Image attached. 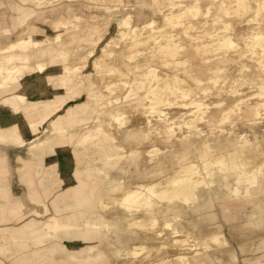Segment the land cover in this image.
I'll list each match as a JSON object with an SVG mask.
<instances>
[{"label": "bare ground", "instance_id": "1", "mask_svg": "<svg viewBox=\"0 0 264 264\" xmlns=\"http://www.w3.org/2000/svg\"><path fill=\"white\" fill-rule=\"evenodd\" d=\"M33 1L36 5L44 2V0ZM92 1L99 2L97 0ZM137 2L142 6L147 1L137 0ZM149 2L155 9L160 11L162 14L161 20L164 24H168L172 28L177 26L183 28L186 34L184 35L185 42H180L173 34L165 32L162 29L163 25L157 24L156 19L153 17H149L140 23H131L129 21L130 15H127L118 21V14L112 13L113 9H110L109 6L99 7L109 14L112 13L108 24L113 25L118 22L124 25L119 27L118 38L115 41L116 45L114 44L111 46L112 48L101 50L100 57L103 60L112 59L110 63L107 62V71L116 72L119 77L126 76L127 71L133 67L130 71L137 72L138 67L141 65L139 64L140 60L134 59L135 51L138 50V46L148 42L153 44V47L157 50V55L162 58L160 61L164 66L168 65L167 67H169L171 65L174 67L171 71L172 74H164L163 77H159L155 68L152 67V63L145 62L146 69L136 73L142 75V77L137 82L133 81L132 83H130L131 79L126 77L123 81L113 85L111 81H105L103 77H98L100 81L102 80V85L106 90H109L110 87H117L128 91L124 98H128L127 102L129 103L122 104L124 108H129L131 113H133L128 120L124 118L123 111L104 108L110 97L104 99L103 90L99 91L98 86L92 84L85 72H82V77L79 81L75 80L72 73L64 74L69 68L65 62L67 58L66 49H64L66 39L77 40L78 42L88 41L92 35L90 30L97 27L94 22H91L87 24L90 28L87 33L83 34V30L81 33L74 32L73 27L79 25L76 23L79 15L69 9V18L60 13L50 21V34L45 33L43 28L37 23H27L25 28L16 36V39L9 41L4 47L5 53L1 57L2 60H0V126L2 123H8L10 128L2 129L0 127V141L21 147L25 144L22 139V131L28 128L34 137H38L41 134V138L36 144L44 147L45 142H47V135H43L44 133L42 132L43 122L50 117L52 129L57 133L56 143H63L66 139H69V143L76 141L85 144L86 141L94 139L93 142L100 140L99 144L105 150L106 143L116 136L136 140L138 143L149 142L151 144L144 149L143 153L146 152L151 157L147 158L148 164H144L141 169H137L136 166L137 178L154 177L164 170L162 168L164 158L171 156L176 162L179 157L183 159L189 153L198 157L199 163H201L205 171H208L209 166L212 164L209 157L213 153H220L216 157L218 169L222 168L220 163L223 164L229 160L230 166L237 170V174L241 177L244 176L243 180L246 181L244 189L246 199H258L259 205L264 209V161L257 167L246 169L242 166L243 160H241V155L247 151L249 155L246 157H249L248 161H252V158L256 155L254 141L248 138H237L227 129L222 130L219 134L211 133L202 137L201 132L196 129V122L192 120L184 122L188 125L187 133L178 134L175 129L176 127H181L182 124H176L177 122L170 120L172 118L171 115H168V112H164V108L161 107L164 104L171 105L169 97L164 94V91H169L174 95L175 104L180 107L193 109L195 113L198 112V118H205L204 121L208 125L219 126L226 118L230 117L232 110L237 107L240 109L241 104L245 105L240 112L242 116H247L250 125L258 123L257 118L264 117V43H262L264 42V0H209L204 2L203 9L201 7L202 0H194L193 3L180 4L179 9H171L169 11L164 8L163 0H150ZM12 8L15 14L11 21H6L5 19L1 21L0 19V34H12L18 26H23L28 18L33 16L44 21L48 18L46 10H40L22 2L15 1L12 4ZM231 8L235 12L232 19L227 15L230 14ZM54 9L52 8L51 11ZM213 11L218 15V20L222 22L220 24L212 23L213 28L209 29L207 28V16ZM248 11H252L253 17H250L253 19L248 17ZM193 19L196 20L194 21ZM251 20H255L254 23H251ZM69 22L72 23V26H69ZM238 24H241L242 34L240 36L244 41L247 40L245 41L246 46H248V43L252 45L260 44L261 51H253V46H248L246 49L238 47V42H235L231 32L234 28L239 27ZM61 26H63V29H60ZM200 26H203L202 31L204 33H189L188 29L192 27L195 29ZM147 29H150V32L143 36L144 31ZM36 31L38 34H36ZM64 33L65 37H62ZM207 35L210 37L209 40H206ZM203 36L204 39L202 38ZM215 39L217 41L213 42ZM217 43L219 47L225 49L216 50L218 45H214ZM249 48L251 51L246 54ZM246 55L251 60H244ZM43 57L49 59L46 60L47 63L44 60H38ZM88 61H92L95 65H100L96 60ZM182 63L187 64L183 70L179 71L177 64ZM57 64L60 68L58 72L54 68ZM121 65L124 66V69H122ZM228 66L231 69L234 66H239L240 71L245 70L247 72L251 68L253 70L261 69L258 74L259 81L257 82L256 92L250 97L254 98L253 101L249 100L247 102L248 98L235 97L234 94L238 91V83L229 84L226 82V75L222 77L220 74ZM146 78L151 81L148 82L144 91H141L146 85L144 81ZM86 79L89 80L87 88L95 98L94 100L91 99V101H95L96 105L100 104L96 110L87 101L82 103L65 102L66 96L64 95L66 93L59 92L60 90L64 91V89L65 91L69 90V92L76 89L80 92L83 83L85 85ZM43 81L46 85H52L51 89L52 93L55 94L56 101L40 100L35 97L27 99L28 93L33 94L36 91L43 93ZM218 82L219 84L220 82L222 83L220 85L225 83L223 86L225 90H221L222 86H219ZM134 87L137 89L136 94L130 93ZM211 90H215L216 94L224 91L225 94L223 93V95L233 96V98H229L231 99L230 103L221 107L223 104L220 101L209 105L200 95H197L199 91L207 94ZM132 94L134 96L130 97ZM114 98L117 99V96ZM90 107L95 112L105 113L106 116L102 118L103 121L108 117V119H112L114 124H107L108 128L98 133L91 131L88 121L95 112ZM207 111L208 113L206 114ZM137 114L140 115V120L137 118ZM94 115L95 118H98L97 114ZM217 116L218 118L215 119ZM216 121L220 123L215 124ZM65 123L69 124V129L64 128ZM156 142H161L163 145L158 147ZM33 145L35 146V143H30L29 147ZM1 151L2 149L0 148ZM129 151V158L133 162L137 160V156L142 154V150L139 147L131 148ZM76 157V163H78L80 159L78 156ZM111 157L112 152L106 151L105 159L109 160ZM1 166V170L6 171L4 169L5 166ZM69 166H71V159L69 160ZM177 170L178 174L169 179L166 185H161L159 181L149 184L138 183L136 188L131 189L125 187V181L115 182L113 174L110 175L103 168L97 167V173H94L89 166H85L83 170L78 165L72 172L69 170V177L65 176V180L69 179L70 181L72 176L78 183L69 184V189L67 188L65 191L58 193L52 199V202L56 203L61 198H65L66 192H69V202H64L61 206L56 203L57 205L55 206L56 210L58 208L61 211L65 210L67 214L63 216V212H61L60 215H56L55 218L57 220L54 223H41L34 216H29L26 218L29 220L18 227L0 224V230L2 231V234L0 233V251L8 253L9 256L13 252L18 262H26V252L23 247H19L24 244H22L19 237L16 238V234L21 235L27 232L32 238L31 244L33 247L31 245V248L34 251H39L37 263L35 264H42L45 258L44 255L48 253L44 252L43 248L50 245L47 240L53 238L52 231L56 235H60L56 232V228L61 224V221L68 224L73 222L69 224V227L64 228L63 231L65 235L68 236L69 234V246H75V249L78 245L83 244L93 248L97 243L103 242L112 251L113 256L117 257L116 259H124L128 264H147L154 263V260L149 262L143 260L137 253L145 250L144 252L147 255L153 248L159 249L169 243L175 246L178 251L172 255H163L155 260L157 264H193L198 260L196 258L198 254L209 252L207 250L210 247L209 240L225 244L230 243V241L224 237L222 230L208 235L196 236L184 229L183 221L178 219V217H184V207L192 208L194 206L200 198L199 192L208 189L211 185V180L209 178L206 180L204 176L199 175V165L192 160L183 159ZM219 173L224 175L223 172ZM129 174L128 170L126 175L128 176ZM196 175L198 177H195ZM106 179H108L107 185ZM98 182L102 185L105 183V186L101 188L106 192H119L118 199H115L114 195L112 196L114 199L112 206L102 201V189H99L97 193L94 191ZM225 184L232 196L238 194L236 187H233L228 181ZM26 186L30 189L28 194L23 196L24 198L38 202L43 201L41 193L35 188L32 178L29 177L26 180ZM43 191L49 195L53 192V189L46 186ZM3 196L4 198H9L10 192L7 188L3 191ZM84 204L93 208L90 210L93 216L91 219L87 218L83 228L75 227V221L85 217L84 211L77 209V207L79 208ZM20 208L21 204L9 203L6 200V203L0 208V221L7 220L10 214L20 220L28 214L39 212L38 209H35L37 207L34 206L29 207L25 211ZM113 209L114 212L112 211ZM117 211H120V215H116ZM110 212L114 216L108 219L105 214L107 213V217H109L108 213ZM174 217L177 218L172 221ZM160 220L162 221V230L170 229L172 240H161L159 243H156L157 241L148 242L147 236L151 235L158 238L162 235V230L156 227L157 222ZM97 225H99L97 229L99 234L96 237L94 234L91 235L92 232L89 229H94ZM7 234H10L9 237L13 242H17V245L15 244L16 247L6 243L5 240L9 238ZM139 234H142V238L139 237ZM81 237L94 239L90 242H83L80 241L82 240ZM137 237L141 238L142 241H133ZM71 238H76L78 242L74 243V240H70ZM133 242L141 243L130 247ZM59 244L60 242L57 241L53 243L55 246ZM125 250L126 253H131V256L123 257L122 254ZM101 251L103 257H105L102 247ZM77 254L72 255L78 256ZM80 256L82 257L83 255ZM261 256H264V254ZM103 257H100L101 261H99V264H116L115 261H111V257L106 258L104 261L102 260ZM89 261L90 259L81 262V264H90ZM3 264L8 263L3 261ZM244 264H264V262L255 257L245 259Z\"/></svg>", "mask_w": 264, "mask_h": 264}, {"label": "rangeland", "instance_id": "2", "mask_svg": "<svg viewBox=\"0 0 264 264\" xmlns=\"http://www.w3.org/2000/svg\"><path fill=\"white\" fill-rule=\"evenodd\" d=\"M13 1H18L25 3L26 5H29L34 8H38L40 10H46V14L48 15V18L44 20L37 19L35 16L28 18V20L25 22L23 26H18L15 31L12 32L10 35H5V34H0V60H2V55L5 53V46L9 43L11 40H15L16 36L21 32L23 28L27 25V23H37L39 24L42 28L43 31L48 34L51 33V28H50V21L53 18H56L60 13H62L64 16L69 18V9H71L74 13L79 15V17L76 20V23L79 24L78 26H74V32L81 33L83 30V34L88 32V29H90L87 24L94 22L97 27L93 28V30H90L92 35L91 38L88 39V41L84 42H78L77 40L71 41V39H66L65 44H64V49H66V55L67 58L65 62L69 66V68L65 71V75L72 73L74 75V78L76 81H79L82 77V72H85L86 75L88 76L89 80L92 82V84H96L98 86L99 91L103 90V95L104 99H107L108 97L109 100L105 104L106 106L104 107L105 109L110 108L111 110L114 109V111H123V115H125L124 118L126 120L129 119V117L133 114L131 113L129 108H124L122 104L124 103H129L127 102L129 99L124 98V95L128 92L125 91V89L117 88V87H110V91L106 90L104 86L102 85V80L100 81L98 77H103L105 81H111L113 85L118 83L119 81H123V79H126V77L131 79L132 83L133 81H138L142 75L136 74L141 72L142 70L146 69L145 62H150L152 63V67L155 68L156 72L159 74V77H163L164 74H172L171 71L173 70V66L169 65H163L160 60H162L161 57L157 55V50L153 47V44L151 42H148L146 44L138 46V50L135 51V60H140L139 64L141 65L138 67L137 72H132L127 71V75L123 77H119V74L113 71H107V62L110 63L112 60L111 58H107L106 60H103V58L100 57L101 55V50L103 49H109L112 48L115 44V41L117 40L118 36L117 33L119 32V27H123L124 25L116 22L113 25L108 24L109 18L112 13L118 14V21L125 18L127 15H130L129 21L131 23H140L142 21H145L149 17H153L156 19V23L163 25L162 29L167 32L168 34H173L175 38H177L180 42H185L184 35L185 32L183 31V28L177 26L175 28L170 27L168 24H164V22L161 20V13L159 10L155 9L151 3L149 2L150 0H146L147 2L141 6L137 2V0H97L99 2H94L92 0H44L40 5H36V3L33 0H13ZM13 1L11 3H13ZM51 1V2H49ZM209 0H202L201 2V7L202 9L204 8V2H207ZM194 0H163V4L165 5L164 8H166V11H169L171 9H179L180 4H190L193 3ZM11 6V11L10 13H14V9ZM104 6H109L110 9H113L112 13L109 14L107 11H105L102 8L99 7H104ZM151 7V8H149ZM52 8H55L53 11H51ZM215 10V9H214ZM218 11V10H216ZM235 13L233 11V8H231V12L228 17L232 19L234 17ZM233 14V15H232ZM92 15V16H90ZM225 15V16H227ZM248 17L253 19V13L252 11H248L247 13ZM252 16V17H250ZM226 17V18H228ZM247 17V18H248ZM11 18L13 16H8L3 19L7 21H11ZM73 18V17H70ZM224 18V17H222ZM208 19V25L207 28L211 29L213 28L212 23L215 24H220L222 21L218 20V15L215 13V11L211 12L209 16H207ZM194 21L196 19H193ZM255 20H251V23H254ZM69 26H72V23H68ZM238 28H234L232 30V35L233 39L235 42H238V47L242 49H246L248 46H253L254 49L253 51L259 52L261 51V45L256 44L252 45L251 43H248V46L245 44V40L240 36L242 34L241 31V24H238ZM60 29H63V26L60 27ZM203 26L197 27L195 29L190 28L188 29L189 33H199L202 34L204 33L203 31ZM221 30V28H220ZM37 32V31H36ZM63 32V31H62ZM150 32V29H147L144 31L143 36L146 35L147 33ZM223 33V31H221ZM244 33V32H243ZM38 34V32L36 33ZM62 37H65V33L63 34ZM204 39V36L202 37ZM206 40H209L210 37H206ZM71 41V42H70ZM217 40L215 39L213 42H216ZM212 42V41H211ZM264 43V42H262ZM116 45V44H115ZM218 45V48L216 50L221 51L224 50L225 48L219 47V44H215L214 46ZM63 47V46H61ZM251 49L249 48L248 51H246V54H249ZM151 54H154L153 56H149ZM33 60V59H31ZM38 60H44L46 63V60H49L48 58H39ZM88 60H96L100 63L94 64L92 61ZM244 60H251L247 55L244 56ZM159 61V62H158ZM187 63H182V64H177V67H179V71L183 70L185 65ZM122 69H124L123 65H121ZM176 67V68H177ZM229 67V68H228ZM227 69H223V71L220 73L222 77L226 75V82L229 84H236L238 83V91L234 94L235 97H239L242 99H247V102L253 101L254 98H250L254 92H256V87H257V82L259 81V76L258 74L261 72L260 68L255 67L256 70H253V68L250 69V71H240L239 66H234L233 69L228 66ZM248 67V66H247ZM55 71L58 72L60 70L59 65L54 66ZM244 68V67H243ZM134 79V80H133ZM236 79V80H235ZM89 80H85V85L83 83V86L81 88V91L79 92L78 90L74 89L71 92L69 90L62 91L60 90L59 92H65L66 99L65 102L69 103H82L87 101L88 104L96 110L100 104L96 105V102L91 101V99H95L94 95L91 94L90 90L87 88L89 84ZM146 82V85H144V88L141 91H144V89L147 87L148 82L151 81L149 79H144ZM52 82V81H51ZM44 90L43 93L40 91H36L33 94H27V99L30 97H35L36 99L40 100H49V101H56L55 94L52 93V85L47 84L43 81ZM220 84H222L220 82ZM218 82L219 86H222L221 90H225V85H220ZM136 88L134 87L133 90L130 91V93H135L136 94ZM78 91V92H77ZM125 91V92H124ZM225 94L224 91H222L219 94L215 93V90L209 91L207 94L201 93V91L198 92L197 95H200L203 100L206 101L209 105H212L213 102L220 101L223 105L221 107H224L228 103H230L229 98H233V96H226L223 95ZM164 94L169 97L170 103L169 104H164L161 107L164 108V112H168V115H171L170 120H174L177 122L176 124H182L181 127H176L175 131L178 134H185L187 133L186 131L188 130V125L184 123L186 120H192L193 122H196L197 126L196 129L201 132L202 137H205L207 135H210L211 133L219 134L222 130H228L232 132V135L235 137L239 138H248L251 141H254L255 149H256V155L254 158H252V161H248L249 157H246L249 155V152L245 151L241 155V160H243L242 166L245 167L246 169H250L252 167H257L258 165L261 164L262 161H264V117L257 118V121H259L256 124L250 125L249 121L247 120V116H242V113L240 112L241 109L244 108L245 104H241V108L239 109L238 107L234 110H232L230 117L226 118L223 123H220L219 121H216L215 124H219V126H212L208 125L204 119H199L197 113L193 109L189 108H184L180 107L178 104H175V98L174 95L169 92V91H164ZM117 96V99L114 97ZM134 94L130 95V97H133ZM129 97V96H128ZM117 103H116V102ZM120 105V106H119ZM117 106V107H116ZM90 107V108H91ZM91 108V110H93ZM93 110V112H95ZM209 110V109H207ZM208 111L206 112V114ZM98 115V118H95V115ZM93 114V117H90L89 125L90 128L92 129L91 131L94 132H100L101 130L107 129V124H114L112 119H107L105 121L102 120V118L105 115V113H98L95 112ZM137 118L140 120V115H136ZM218 116L215 118L217 119ZM96 119V120H95ZM169 120V121H170ZM43 129L42 132L44 133L43 135H47V142H45L44 147H41L40 145L36 144L39 138H41V134H39L38 137H34L31 132L29 131L28 128L22 131V139L25 141V144L21 147H18L16 144H10L9 142V147H16V148H22L21 151V156L16 155L14 158H10V167L9 169H6V172H9L8 175V186L7 189L10 192L9 198H5L9 203H17L21 204V210L25 211L29 207L34 206L37 207L35 209H38L39 212H35L32 214H28L26 217L23 219H16L14 218L11 214L8 216L7 222H9V226H15L18 227L25 221H28L29 219H26L29 216H34L38 221L41 223H46V222H52L54 223L57 219L55 218L56 215H60L61 212H63V216L67 214V211L63 210L61 211L59 208L56 210L55 206L58 204V206H61L62 203L59 200L58 202L54 203L52 202V205L54 207V212H50V208L48 206V203L46 200H44V194H46L43 190L45 187L42 189L41 197L43 199L42 202L34 201V200H28L27 198H24L25 194H28V190L30 189L29 187L26 186V182L24 181H19L15 177L17 176L18 172H29L34 170L38 165L42 166L41 163L43 162H48V169L42 168L41 172L44 177H46L48 174H54L57 178V182H55L54 185H49L50 188L53 189L55 187H61L66 184H77L78 181L76 179H73L71 176L70 181L69 179L65 180V176L67 175L69 177V170L70 172L73 171V169L80 165L81 168L84 170L85 166H89L92 172L97 173V167L103 168L104 171L109 172L110 175L113 174V179L115 182L119 181H125L126 183V188H131L134 189L136 188V185L138 183L140 184H149V183H155V182H160L161 185H166L172 177L176 176L178 174V168L179 164L185 160H192L196 162L199 165V171L200 174L206 178H209L211 180V185L208 189L204 191L199 192V197H202L204 194L208 193L210 189L215 191V194L218 196L217 200L218 202L222 201L223 202H228L229 204H232L233 207H242L244 208L243 210H239L242 208H239L238 216L235 218L236 222L234 223L233 231L235 234V239L234 237H230L226 224H224L222 221V218L218 219V222L222 224V227L224 231L222 230V233L224 234V237H228V241L230 243H215L212 240H209L210 247L207 249L208 251L211 250H216L220 251L223 249H229L233 248L236 251L237 254V264H242V259L244 256H253L256 251L257 253L259 252H264V224H261L260 220L257 222L260 218L258 216V207L256 204L257 199L255 198H247L246 199V192L244 191L246 181L243 180V177H241L239 174H237V170L233 169L230 166V161L227 160V162L221 164L222 168L218 169V162L216 161V157L220 155V153H213L209 158H211L212 164L209 166V170L205 171V169L202 167L201 163H199L198 157L191 155L189 153L186 155L183 159L182 157H179L178 160L175 162L174 159L169 156L168 158H164V164L163 167L164 170L160 172L159 174L155 175L154 177H141L137 178L136 173L138 168H142L144 164L147 163V158H150L151 156L147 155L146 152L143 153L144 149L147 148L151 143L149 142H136V140L132 139H124L119 136L113 137L110 142L106 143V149H102L99 142L100 140L93 142L94 139L88 140L85 142V144L78 143L76 141L70 142L69 139H66L65 142L63 143H56L57 142V133L52 129L51 126V118L48 117L47 119L44 120L43 122ZM66 129H69V124L65 123ZM98 128V129H97ZM221 128V129H220ZM220 129V130H219ZM95 134V133H94ZM93 134V135H94ZM25 136V137H24ZM0 143H6V142H1ZM30 143H35V146L33 145L32 147H29ZM158 144V147H161L163 144L161 142H156ZM116 145V146H114ZM139 147L142 150V154L140 156L136 157V161L133 162L129 158V153L131 148ZM144 147V148H143ZM112 152V157L108 160L105 159V152ZM2 152V151H1ZM0 152V153H1ZM50 153L52 155H50ZM57 153V154H56ZM157 155V154H156ZM155 155V156H156ZM10 155L5 154L4 157L0 156V170L2 168L1 165L6 166V159ZM52 156V157H50ZM76 156L79 157L80 160H78V163H76ZM25 157V158H24ZM227 157V156H226ZM71 159V166H69V160ZM247 161V162H246ZM137 166V169H136ZM151 166V165H149ZM130 172V174L127 176L126 173ZM4 170H1V172ZM219 172H223L224 175H221ZM20 173V174H21ZM132 175V176H131ZM209 175V176H208ZM112 177V176H110ZM195 177H198L196 175ZM246 177V176H245ZM65 180V181H64ZM112 181V180H109ZM229 182L233 187L237 188V195L232 196L229 193V189L226 187L225 182ZM108 183V179H106V185ZM35 185V184H34ZM45 185V184H44ZM105 186V183L102 185L99 182L95 186L94 191L97 193L99 189H102L101 187ZM25 188H26V193H25ZM35 188L38 189V187ZM39 190V189H38ZM40 191V190H39ZM103 194H102V201H105L108 203V205L112 206L114 199L112 196L114 195L116 198H119V192L113 191L111 193L110 191L106 192L104 189H102ZM16 197H19L16 199ZM15 198V199H13ZM66 198V197H65ZM64 198V199H65ZM15 201V202H14ZM19 201V202H18ZM248 204H250L248 206ZM116 206V205H115ZM193 208V207H192ZM192 208H186L184 207L183 210L188 209L192 210ZM77 209H81L85 213V217L82 219H78L75 221L76 226L79 228L84 227V223L87 220V218H90L93 216V213L90 212L93 208L88 206L87 204H84L81 207H77ZM114 212V209L112 210ZM94 212V211H93ZM87 214V215H86ZM120 215V211L116 212V215ZM172 214V213H171ZM89 215V217H87ZM109 217H107V213L105 214L106 218L111 219V216H114L112 212L108 213ZM221 217V216H220ZM177 217H174L172 221H174ZM26 219V220H24ZM178 219H181L183 221V227L187 231L191 232L192 234L196 236H202L198 233L195 232L194 226H189L188 222L190 220L187 218V214H184L183 216L178 217ZM24 220V221H23ZM124 220V218H122ZM23 221V222H21ZM60 221V219H58ZM15 222V223H13ZM20 222V223H19ZM60 225L57 226L56 232H58L60 235H56L54 231L53 233V238L48 239L47 242H50L49 246H46L44 249V252H48L45 254V258L42 261V264H81V262H85L88 259H90L89 263L90 264H99L100 257H103L102 250L105 253V257L102 258V260H106V258L111 257V261H115L116 264H128L127 261L124 259H116L117 257L113 256L112 251L109 249L108 246L101 243H97L94 245L93 248H89L87 244L83 245H78L77 248L75 249V246H69V234L68 236L65 235L64 233V228L69 227V224L72 223H65L60 221ZM102 225V224H101ZM100 225V226H101ZM7 226V225H6ZM94 226V225H93ZM158 229L162 230V221L157 222ZM187 227V228H186ZM99 225L95 226L94 229L90 228L89 230L92 232L91 235L94 234V236L97 237ZM12 231V230H10ZM221 229H218L215 232H220ZM0 233L2 234V231L0 230ZM0 234V235H1ZM144 234V233H143ZM164 234V235H163ZM9 237L10 234H7ZM20 238L22 241L23 249L26 252V262H18L15 258V253L11 252L12 254L9 256L8 253L4 252L2 253L0 251V264H3V261L8 263V264H35L37 263V254L39 253L38 250H33L31 248V235L29 233H22L21 235L16 234V238ZM139 237L142 238V234H139ZM147 241L148 242H156L159 243L161 240L164 241H170L172 240V234L170 233V229H163L162 230V235L158 238L154 236H147ZM83 242H90L94 238H83L81 237ZM141 238H136L133 241H142ZM261 238V239H258ZM70 240H74L73 242L76 243L78 240L76 238H71ZM6 243L10 244L12 247H16L15 244L17 245V242H13L12 239L9 237L6 240ZM57 241L60 242L58 246L53 245V243ZM141 242H133L130 247H133L135 245H139ZM14 244V245H13ZM67 244V245H66ZM33 247V245H32ZM92 247V246H91ZM130 249V248H129ZM240 249H245L247 252L243 253L241 252ZM127 250V249H126ZM126 250L123 252V257L130 255L131 253H126ZM145 250H141L138 254V256L142 257L143 260L146 261H152L154 260V263H147V264H157L155 260L159 259L163 255L169 254L172 255L178 249L173 246L172 244H166L164 247L155 249L153 248L150 250L149 254H145ZM78 253V254H77ZM209 252L206 253H201L196 256L198 259L195 263L193 264H201V262H204L205 257ZM72 254H77L78 256H73ZM80 255H83L82 257ZM129 256V257H130ZM81 257V258H80ZM259 259H261V262H264V256H259ZM214 259V258H212ZM220 260V258H219ZM211 261V260H210ZM127 262V263H125ZM220 262V261H219ZM213 263V262H207L206 264H218Z\"/></svg>", "mask_w": 264, "mask_h": 264}, {"label": "crops", "instance_id": "3", "mask_svg": "<svg viewBox=\"0 0 264 264\" xmlns=\"http://www.w3.org/2000/svg\"><path fill=\"white\" fill-rule=\"evenodd\" d=\"M13 0H0L1 4H0V19L1 21L3 20L4 16L8 17V16H14V13H10L11 11V6L10 4H13L15 1H13V3H11ZM7 21V20H6ZM2 129H9L10 125L8 123H2L0 126ZM25 137V136H24ZM9 143H0V148L2 149V152L0 153V156L4 157L5 154L10 155L7 159H6V166L4 169H9L10 167V158H14L16 155H20L21 156V149L22 148H16V147H9L8 146ZM57 154V153H56ZM50 155H52L50 153ZM52 157V156H50ZM25 158V157H24ZM42 166L38 165L34 170L29 171V172H18L17 176L15 177L16 179H18L20 182L24 181L26 182L27 179L32 178L33 183L36 185V187H38V189L40 190L39 192L42 193V189L46 186L49 185H54L57 178L54 174H48L46 177L42 178V168L44 167V169H48V162H43V164L41 163ZM21 173V174H20ZM8 175L9 172L6 171H2L0 170V208H2V206L6 203V200L3 196V191L7 188L9 182H8ZM22 183V182H21ZM45 184V185H44ZM69 189V183L61 186V187H55L54 191L52 193H50L49 195L44 194V200H46V202L48 203V206L50 208V212H54V207L52 205V199L54 197L57 196L58 193H61L63 191H65L66 189ZM25 193H26V188H25ZM217 195L215 194V191L210 189L208 193L204 194L202 197L199 198V200L194 204L192 210H188L185 209L184 210V214H187V218L190 220V222H188V225L194 226V230L196 233L200 234V235H208L211 234L212 232L217 231L218 229H221L224 231L222 224L220 222H218L219 218H222V222L224 224H226L227 227V231L230 235V237H234L235 239H237L235 237L234 231H233V225L236 222L235 218H237L238 216H236L238 214L239 210H243L244 208L242 207H233L232 204H229L228 202H223L220 201L218 202L217 200ZM60 203H66L69 202V192H66V198H61L60 199ZM258 210H257V214L258 216H260L259 220L257 222L261 221V224H264V209H262V207L259 205V200L257 199L256 201ZM250 204H248L249 206ZM242 208V209H239ZM239 209V210H238ZM221 216V217H220ZM9 222L7 221H0V224H4L9 226L8 224ZM15 223V222H13ZM187 228V227H186ZM228 238V237H227ZM229 239V238H228ZM261 239V238H258ZM230 240V239H229ZM241 252L245 253L247 252L245 249H240ZM255 253L253 254V256H244L242 259V264L245 263V259L247 258H255V257H259L262 254H264V252H259L257 253L256 251H254ZM205 257V261L201 262V264H206L207 262H213V263H217L218 264H237V254L235 249L233 248H229V249H223L220 251H216V250H211L209 251V253L204 256ZM214 258V259H212ZM220 258V260H219ZM211 260V261H210Z\"/></svg>", "mask_w": 264, "mask_h": 264}]
</instances>
